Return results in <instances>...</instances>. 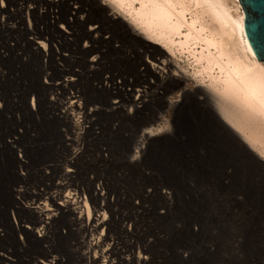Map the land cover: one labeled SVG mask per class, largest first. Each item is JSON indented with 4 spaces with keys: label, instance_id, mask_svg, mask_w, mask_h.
<instances>
[{
    "label": "snow or ice",
    "instance_id": "1",
    "mask_svg": "<svg viewBox=\"0 0 264 264\" xmlns=\"http://www.w3.org/2000/svg\"><path fill=\"white\" fill-rule=\"evenodd\" d=\"M25 3L28 6L27 0ZM172 3L173 0H93L92 3L75 0L74 10L70 16L73 22L78 19L84 26L86 36L81 40V44L84 49L89 50L91 61L95 62L93 67L103 68L111 55L115 61L121 63H123L122 58L126 59L129 64L135 65L137 72H140L147 65L142 58L139 63H136L137 54L133 42L142 45L140 33H148L151 39L155 32L153 21L149 17L156 10H162ZM136 4H139L140 8L133 11ZM7 8V0H0V9H4V12H0V24L7 23L5 14ZM65 23L67 21L60 23L59 27L64 29L71 38L72 24L65 27ZM28 24H31V20ZM110 25L120 26L123 33H119ZM36 43L41 44L45 50L48 48L42 40ZM126 47L132 49L133 54L126 56ZM93 48L99 53V57L92 54ZM247 51L251 52V48ZM7 55V50L0 48V57ZM63 56L67 57L68 52L64 51ZM255 56H259L260 60L264 61V48L255 53L252 60L245 58L244 61H237L236 63L241 67L233 69L240 83L244 85L243 88L233 91L229 87L222 86L225 82L218 79H213L212 82L198 79L197 85L203 86V89L197 88L193 93L198 96L200 104L212 108L218 107L228 115L231 127L224 128V132L240 151V156L233 158L234 162L223 164L211 178L203 176L197 169L181 173L179 183L142 184L138 196L133 199L137 216L132 223H127L131 217L125 216V226L122 228L119 226L116 229L112 228V222L114 220L119 222L121 219L118 213L112 212L118 196L111 192L105 194L104 191H100L99 195L105 201L111 198L109 203L103 205L98 202V207L104 208L99 215L108 222L105 226L107 232L103 229L100 232L106 239L108 233H115L117 237L123 233L129 239H134L136 232L144 227L139 223L140 214L155 207L152 223L144 227L143 240H140L139 244L134 242L127 245L121 239L120 245L123 251H117L115 243L109 244L104 249V252L114 257L111 264H117V261L119 264H264V215H261L259 220L256 218V214L249 206L246 191L250 179L249 165H259L264 168V148L256 153L251 147L257 143L251 130L258 127L264 131V64H257ZM153 59L158 60V57ZM222 59H228V57L222 54ZM19 62L27 66L30 57L19 54ZM151 62L149 60L147 64ZM162 63L166 61H158L157 70ZM79 72V68L74 67L63 73L71 81L65 86L60 79L53 77L45 70L41 75V84L45 91H56L55 85L60 84V90L65 95H67L66 89L72 88L74 93L81 97L80 103L84 105V111L89 113L91 120H95L105 108L109 112L118 110L119 115L112 122L110 136L114 142H119L121 145L125 164L120 169L118 178L121 184H126L131 177L124 171L125 168L129 171L139 169L141 175L145 172L143 158L146 155L144 146L148 142L146 137L171 131L168 124L170 113L176 108L178 101H182L189 93H192L196 85H193L190 80L185 81L184 77L179 76L178 73H172L171 68L166 67L164 72L167 76L157 75L151 83L145 81L146 87L141 85L138 88L136 83L129 87L125 83L127 75L122 76L118 72L113 73L109 70V75L101 78V87L106 85L109 90L113 85H116L118 89L126 88V95L130 98L126 101L125 107H120L119 100L111 97L109 104L105 106L87 99ZM188 75L200 77L201 72L188 73ZM173 76L179 78L173 79ZM8 79V74L0 71V87L5 85ZM177 89H183V96L176 91ZM171 92L176 94L168 95ZM133 96L135 99L131 98ZM29 100V111L39 118L45 98L35 93L25 96V101ZM57 100L58 97L53 95L49 106L55 108L56 115L59 116L61 105L56 103ZM71 103L76 105L77 100L72 99ZM89 103H96L95 111L88 107ZM7 106L6 100L0 103V112ZM157 111L164 113L158 118V125L155 128L148 127V124L156 123ZM72 114L76 115L75 111ZM75 122L80 125L79 116H76ZM237 130L243 133V137L237 134ZM23 131L24 128L21 126L17 135ZM32 135L35 136L36 133L33 132ZM70 141L71 138H69ZM8 143L11 144V140ZM12 146L15 147V144ZM65 153L61 157L64 167L53 169L51 172L48 171L47 165L37 167L33 171L32 167L25 163L18 169V175L21 177L18 183L27 185L36 192H42L43 188L50 187L46 181H52L54 184L63 183L69 189L71 187L79 189L80 184L76 181L83 171L81 160L87 153V147L85 146L83 151L80 147L74 150L66 148ZM118 154L119 150L105 146L99 153L96 164H110ZM204 155L206 157V151ZM24 158L25 153L21 152L20 161L23 162ZM245 161L247 163H244ZM52 172H55L56 179H53ZM149 175L154 176L155 173L150 172ZM84 179L90 180L97 190L101 188V185L104 188L109 187L105 178L100 176L95 167L84 174ZM98 180L100 183H97ZM69 181L72 183L69 184ZM162 189L163 192H161ZM13 196L16 203L12 206V211L8 213V218L10 221L17 218L16 249L22 254L26 253V256L17 257L13 251L8 256L7 264H109V257L99 252H91L90 255L80 252L72 226L60 222V215L64 212L63 207L60 208V213H53L56 218L51 219L50 222L41 217L35 222L25 223L21 213L29 210L31 206L26 208L20 197L31 199V196L25 195L24 187L19 189V193L14 192ZM36 199L41 197L37 196ZM41 202H43L42 199ZM51 202L56 203L55 199ZM49 211L52 210L49 209ZM36 224H40L41 227H36ZM45 226L46 230H44ZM3 231L0 227V233ZM5 238L0 235V239ZM6 252H8L7 248L0 249V260L4 259ZM13 257H15L14 260ZM138 257H142V260Z\"/></svg>",
    "mask_w": 264,
    "mask_h": 264
},
{
    "label": "bare ground",
    "instance_id": "2",
    "mask_svg": "<svg viewBox=\"0 0 264 264\" xmlns=\"http://www.w3.org/2000/svg\"><path fill=\"white\" fill-rule=\"evenodd\" d=\"M15 1L16 0H7L8 8L5 13L7 16V23L0 24V33L1 29L5 26L7 27L9 16L12 17L15 15V20L20 21L21 24H28V21L31 20V24H28L29 28H31L33 24L37 25L41 23L44 13H47V15H49L48 22L51 21L57 30H55V34H52L49 39L45 37L46 35H41L35 39L33 38V51L40 54L41 57L45 59L50 57V55H52V57L60 56L63 53L60 54L56 46L57 44L55 43L56 39H61V41H63L62 43L65 42L68 48L67 51H69L67 59L72 60V54L75 50L73 49V46L77 40L79 41V51L82 52L81 54H83V56H87V60H85V58L84 60L87 62L88 71L92 74V72L97 70L96 67H93L95 62L91 61V57L88 54L89 50L84 49L81 44V40L86 36L84 26L78 19L73 22L70 16L71 12L74 10L75 0H41V2H44L47 6H45V11L43 5L39 4V7H34L35 5L33 6L31 4L33 0H27L28 6H26L24 1L22 4H18L17 2L16 4ZM85 2L92 3L93 0H85ZM51 5H56L58 7H50ZM60 6L63 10H60L59 13L57 9H60ZM12 7H14L13 10ZM139 8L140 5L136 4L133 11H136ZM0 12H4V9H0ZM149 18L153 21L155 35L149 39L148 33H140L139 38L142 41V45L133 42L135 53L137 54L136 63H139L142 58L147 67H145L143 71L137 72L135 65L129 66L128 62H125L123 59V63L119 61H116V64L114 63V73L118 72L122 76L127 75L125 83L129 87H131L133 83H136V86L139 88L141 85L146 87L147 85L145 84V81L151 83L157 75L167 76L164 69L170 67L172 73H178L179 76L184 77L185 81L190 80L192 83H195L196 87L192 89V93H189L186 98L182 101H178L176 108L172 111L173 113H170L168 124L171 131L160 133L154 137H146L148 142L144 146V152L146 154L144 159L160 142L173 138L175 135L183 139L185 135H190L200 130L209 133L212 132L215 137L232 150L235 157H239L240 151L238 146L234 145L224 132V128L231 127L228 115L218 107L212 108L200 104L198 102V96L193 95V93L196 92L197 88L203 89V86L197 85L198 79H204L208 82H212L213 79H218L225 82L222 86L229 87L233 91H237L244 87V85L240 83L233 69L241 67V65L236 63L237 61H244L245 58H247V60H252L255 53L251 48L245 32V13L240 1L207 0V3H205V0H173V3L170 6H165L162 10H156ZM66 21L67 23H65V27H68V24H72V28L70 29L72 33L71 38H69L68 33H66L64 29H61L58 26L60 23ZM110 26L119 33H123V29L120 26ZM41 40L43 44L48 45L46 50L41 44L36 43ZM165 45H167V47H165ZM249 48H251V52L247 51ZM91 52L95 55L94 48L91 49ZM125 53L131 55L133 54V50L126 47ZM222 54L223 56L228 57V59H222ZM97 56L99 57V55ZM153 57H158V60L153 59ZM149 60L152 61L151 64H147ZM158 61H166V63L159 64V70H157ZM180 61H184L187 66L181 68L180 66L182 64ZM255 62L257 64H264V61L259 60L257 56H255ZM185 64L183 65L185 66ZM72 68L73 67L70 69ZM70 69L65 71L67 72ZM197 71L201 72L200 77L188 75V73H195ZM133 74H135V76ZM172 78L178 79L179 77L173 76ZM60 80L65 86L71 83V81H69L64 75ZM157 84L159 85V81H157ZM55 87L57 89L56 91L50 90L49 101L53 95L58 97L56 103L61 105L60 115H56L55 108L50 107V109L52 110L51 112H53L52 115L56 117V120L62 126L61 130L59 129V134L63 140V146L67 147L69 145L68 142L70 137L71 141L77 143V141H80L81 137L86 134H91L95 137H102L103 135H106V133L110 134L112 123H109L110 125L106 127L104 125L105 122L104 124H100V119L105 115L112 114L114 115V120H116L119 115L118 110L115 112H109L108 109L105 108L99 113L95 120H91L89 119V113L84 111V105L80 103L81 97L79 95L71 92L70 87L66 89L67 95L63 94L60 90V84H56ZM176 91L180 92L183 96V89H177ZM126 92V88L118 89L116 85H113L111 90H109L106 85L101 87V81L93 84L91 89L86 87L84 90L85 96L89 101L97 102L96 98L98 97L105 102L104 104H99L106 106L109 104V98L111 97L112 99L119 100L120 107H125L126 101L130 98L126 95ZM175 94V92L168 93V95ZM131 98L135 99L134 96ZM72 99L77 100L76 105L71 103ZM5 100H7L5 99V92L3 91V87H0V103H3ZM88 107L92 108L93 111L96 110L95 103H89ZM64 109H67V111H64ZM6 111L7 108L0 112V126ZM73 111H75L76 115L72 114ZM161 115H163V112L157 111L156 123L148 124V127L155 128L159 123L158 118ZM76 116L80 117V125H77L75 122ZM89 129L91 130L89 131ZM251 131L257 141V143L251 147L254 148L256 153H259V151L264 148V131L258 127ZM237 134L243 137V133H239L238 130ZM8 141L9 140H6L5 138L3 139L0 136V163H3V165L4 160L2 161L3 156L1 152L4 147L16 151V148L12 146L16 143V139H12L11 144L8 143ZM18 153L20 154L19 151ZM18 159L17 162L19 167L17 168V173L18 169L22 168L25 164V160L23 162L20 161V155ZM244 163L247 162L245 161ZM63 167L64 162L62 160H57L54 166H48V171L61 169ZM249 170L253 173L254 177L261 180V190L262 193H264V168H261L259 165H249ZM55 175L56 174L54 173L53 179L57 178ZM76 182L78 183V181ZM68 183L71 184L72 182L69 181ZM48 184L50 187H46L47 190H43L42 192H36L30 188L25 190V195L31 196V199H29L30 203L23 202L26 208L31 206L29 210L21 213L25 223L28 221L35 222L41 217L50 222L51 219L56 218L53 213H60V208L63 207L64 212L60 215V221L68 220L72 226V230H76L83 235V241L81 242L82 247L86 248L85 254L90 255L91 252H99L103 256L109 257V264H111V260L114 258L109 256V253L104 252V249L107 248L109 244L115 243L116 250L123 251L120 245L121 239L125 244L131 245L134 242L139 244L140 240L136 239L137 236L143 238L142 233L144 228H141L136 232L134 239H129V237L123 233H120L119 237H117L115 233H108L107 239L100 234L102 229L107 232L105 226L108 224V222L104 220V217L99 215V212L104 211V208L98 207V202L101 205L108 203L99 195L103 188L97 190L94 187L88 192V194H86L87 192L81 189V187H79V189L76 187H71V189H69L66 185H63V183L54 184L52 181H49ZM14 192L19 193V190L15 189L13 190V193ZM37 196H40L43 202H41V199H36ZM86 196L87 199H85ZM21 197L23 198V196ZM53 199L56 201L55 204L51 202ZM49 209L52 211H49ZM112 212L118 213L121 217L119 222L115 220L112 222V228L116 229L117 226L121 228L124 227L125 222L122 212L117 208H112ZM26 214L29 216H26ZM6 217L8 219V216ZM6 217L4 218L6 219ZM16 219L17 218H13L11 220L13 228H15ZM132 222V219L127 220V223ZM36 227H41V225L36 224ZM44 230H46V226L44 227ZM37 235H39V233H37ZM156 254L158 255V253ZM138 258L142 260V257ZM117 264H119V261H117Z\"/></svg>",
    "mask_w": 264,
    "mask_h": 264
},
{
    "label": "rangeland",
    "instance_id": "3",
    "mask_svg": "<svg viewBox=\"0 0 264 264\" xmlns=\"http://www.w3.org/2000/svg\"><path fill=\"white\" fill-rule=\"evenodd\" d=\"M23 1L25 2V0H16L15 3L22 4ZM34 2V7L43 5L45 11L47 6L44 2H41V0H34ZM31 4L33 5V2ZM13 9L14 7H12V10ZM57 10L60 13V10L62 11L63 8L60 6V9L58 8ZM43 16L41 23L37 25L33 24L31 28H29L27 23L21 24L20 21L15 20V15L12 16L14 18L9 16L7 27L5 26L1 29L0 33V47L6 49L8 52L6 57H0V71L6 72L9 77L8 82L2 86L8 106L1 122L0 136L6 140L16 139V151L4 147L1 152L4 165L0 163V227H2L4 231L0 233V235L6 238L0 239V249L7 248L8 252L4 254V259L0 260V264H7V261L4 260H7L8 256L11 255L13 251L17 257L26 256V253L22 254L16 249V230L13 228L9 218L7 219L6 217L8 213L12 211V206L16 203L13 190H19L22 186L25 187V190L29 189L27 185L18 183L21 179L17 173V168L19 167L17 161L20 155L18 151L20 153H25V163L30 165L33 171H35L38 166H54L56 161L61 160L60 158L66 154L65 149L67 147H71V150L80 147L83 151L86 146L87 153L81 160L83 171L80 177L77 178L81 189L88 194V192L94 188L90 180L84 179V174L87 173L90 168L95 167L100 176L105 178V181L109 185L108 188H104V186L101 185V188H103L102 191L106 192V194L111 192L118 196V199L114 202L113 208H117L122 212L123 217H131L130 219L132 220L137 216L136 210L133 207V199L138 196L142 184H158L164 182L179 183V176L181 173L197 169L203 176L211 178L215 174V171L223 164L234 162L233 158L235 157L232 150L215 137L212 132L209 133L200 130L193 134L185 135L183 139L175 135L173 138L160 142L149 152L145 159L143 158L145 165V172L143 175H141L139 169L129 171L125 168L124 171L128 172L131 179H129L126 184H121L118 177L120 169L123 168L125 164L123 151L120 143L114 142L109 133H106V135L102 137H95L91 134H87L81 137L79 143L70 141L67 147L63 146V140L59 134V129L61 130L62 126L56 120V117L52 115L53 112H51L52 110L49 106L50 90L45 91V88L41 84L42 73L47 70L53 77L61 79L63 73L66 72L65 70L71 67L79 68L82 86L85 90L86 87L91 89L93 84L101 81L102 76L107 77L109 75V70L114 73V63L116 64L117 62L109 55L107 63L103 68H97L96 71L90 74L87 62L85 61L87 60V56H83V54H81L82 52L79 51V41L76 40L73 46V49H75L72 54L73 59L75 58L73 61V59L70 60L67 59L68 57L65 58L63 56L62 53L67 51L68 48L65 42L62 43L63 41H61V39H56L55 44H57L56 46L62 55L55 57L50 55L47 59L42 58L40 54L33 51V38L35 39L41 35H46L45 37L49 39L52 34H55V30H57L51 21L48 22L49 15L44 13ZM13 24L16 26L13 27ZM67 52L69 54V51ZM19 54L28 55L30 57V62L27 66L20 64ZM95 55H99L96 50ZM125 55H127V53H125ZM124 60L125 62L127 61L126 59ZM180 62L182 65L185 64L184 61ZM130 65L133 64H129V66ZM182 65L180 66L181 68L187 66L186 64L185 66ZM17 73H19V75H16ZM133 75L135 76V74ZM192 84L194 85L195 83ZM71 92H74L72 88ZM35 93H39L45 98L39 118L33 116L29 111L30 100L28 102L25 101V96ZM96 101V103H105L104 100L98 97ZM105 116L101 117L100 124H104L105 122L104 125L107 127L114 120V115L108 114ZM21 126L24 128V131L17 135ZM33 132L36 133L35 136L32 135ZM105 146H110L113 150H119V154L110 164L97 165L96 160ZM205 151L206 157L204 155ZM150 172H154L155 175H149ZM54 173L55 172H53V174ZM249 174L250 179L246 187L248 203L256 214V218L259 220L260 216L264 215V193H262L261 190L262 182L254 177L250 170ZM46 183L48 184L49 181H46ZM97 183H100V181L98 180ZM43 190H47V188L45 187ZM161 192H163V189ZM22 200L25 203H30V200L24 199V196ZM109 200L111 201L110 197L106 202L109 203ZM154 215L155 207H152L151 210L140 214L141 218L139 223L147 227L151 224ZM26 216L29 215L26 214ZM4 217H6V219ZM60 222L61 224L66 223L70 225L68 220H61ZM61 231H63V229H61ZM73 233L78 240L77 247L81 253H85L86 248L82 247L81 242L83 241V235L76 230H74ZM136 239L143 240L142 237L138 236ZM14 259L15 257H13V260Z\"/></svg>",
    "mask_w": 264,
    "mask_h": 264
},
{
    "label": "water",
    "instance_id": "4",
    "mask_svg": "<svg viewBox=\"0 0 264 264\" xmlns=\"http://www.w3.org/2000/svg\"><path fill=\"white\" fill-rule=\"evenodd\" d=\"M245 13V32L254 53L264 48V0H239ZM257 58L260 60L259 56Z\"/></svg>",
    "mask_w": 264,
    "mask_h": 264
}]
</instances>
